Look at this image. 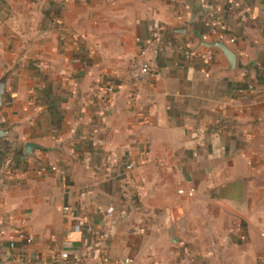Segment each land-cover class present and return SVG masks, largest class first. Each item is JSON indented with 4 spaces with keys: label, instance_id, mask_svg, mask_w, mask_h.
<instances>
[{
    "label": "crops",
    "instance_id": "crops-1",
    "mask_svg": "<svg viewBox=\"0 0 264 264\" xmlns=\"http://www.w3.org/2000/svg\"><path fill=\"white\" fill-rule=\"evenodd\" d=\"M9 70L0 264H264V0H0Z\"/></svg>",
    "mask_w": 264,
    "mask_h": 264
},
{
    "label": "built area",
    "instance_id": "built-area-1",
    "mask_svg": "<svg viewBox=\"0 0 264 264\" xmlns=\"http://www.w3.org/2000/svg\"><path fill=\"white\" fill-rule=\"evenodd\" d=\"M233 41L230 40V43H232ZM206 60L207 61H210L212 60V56L211 55H208L206 57ZM151 75V71H150V67H149V64L147 63V61H144V60H138L136 61L132 67L130 68L129 72H128V77L130 80L134 81V82H137V81H141L145 78H148L149 76ZM248 90H251L252 89V86H248L247 88ZM114 90H115V87L113 86V83L110 84L108 87H107V92L109 94H112L114 93ZM129 168H132L133 165L132 164H129L128 165ZM52 170H55L54 168H52ZM44 171V169H43ZM180 193H182L180 191ZM193 193V190H190L189 192V195H192ZM105 220H106V223L104 226H106V228H108V222L107 221H112L113 220V214L112 212H107L105 214ZM86 232L87 233H90V234H93V228L92 226L88 225L86 226ZM107 237V233H103L102 235V239H105ZM18 239L20 241H22L25 246L29 245L32 243V237L25 234V233H18ZM9 247L10 248H14V243L11 242L9 244ZM75 250L73 248V244L72 242L70 241H65L63 244H62V247H61V250L57 256V258H55L54 260V264H82V262L76 257L75 255ZM103 262H107L108 259L107 257H103L102 258ZM129 260H125L124 263H128ZM195 264H199V263H195Z\"/></svg>",
    "mask_w": 264,
    "mask_h": 264
},
{
    "label": "water",
    "instance_id": "water-1",
    "mask_svg": "<svg viewBox=\"0 0 264 264\" xmlns=\"http://www.w3.org/2000/svg\"><path fill=\"white\" fill-rule=\"evenodd\" d=\"M173 33L177 36L184 37L186 35V27L179 26L173 29ZM198 46L204 47L207 50L215 49L221 53V55L225 58L227 64L229 65V70H233L236 65V54L234 51L229 48L222 40H213V41H205L203 37H200L198 40ZM12 70L7 71L0 77V110L3 107V98L5 95V85L6 81L11 75ZM11 133V128H2L0 126V139L7 138ZM41 148L37 144L26 143L23 146V151L25 155H31L35 149Z\"/></svg>",
    "mask_w": 264,
    "mask_h": 264
},
{
    "label": "rangeland",
    "instance_id": "rangeland-1",
    "mask_svg": "<svg viewBox=\"0 0 264 264\" xmlns=\"http://www.w3.org/2000/svg\"><path fill=\"white\" fill-rule=\"evenodd\" d=\"M260 262V261H259Z\"/></svg>",
    "mask_w": 264,
    "mask_h": 264
}]
</instances>
